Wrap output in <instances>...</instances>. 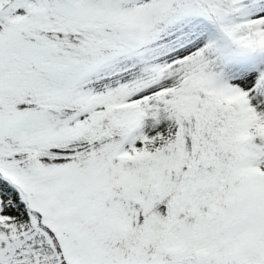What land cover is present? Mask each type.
<instances>
[{
  "label": "snow or ice",
  "instance_id": "1",
  "mask_svg": "<svg viewBox=\"0 0 264 264\" xmlns=\"http://www.w3.org/2000/svg\"><path fill=\"white\" fill-rule=\"evenodd\" d=\"M0 264H264V0H0Z\"/></svg>",
  "mask_w": 264,
  "mask_h": 264
}]
</instances>
